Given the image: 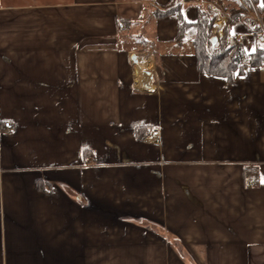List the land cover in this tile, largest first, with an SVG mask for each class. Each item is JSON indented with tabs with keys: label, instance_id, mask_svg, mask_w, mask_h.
<instances>
[{
	"label": "crops",
	"instance_id": "1",
	"mask_svg": "<svg viewBox=\"0 0 264 264\" xmlns=\"http://www.w3.org/2000/svg\"><path fill=\"white\" fill-rule=\"evenodd\" d=\"M168 3L0 0V264H264V66L200 72Z\"/></svg>",
	"mask_w": 264,
	"mask_h": 264
},
{
	"label": "trees",
	"instance_id": "2",
	"mask_svg": "<svg viewBox=\"0 0 264 264\" xmlns=\"http://www.w3.org/2000/svg\"><path fill=\"white\" fill-rule=\"evenodd\" d=\"M179 0H169L168 5L163 9H155L153 14L158 18L175 15L177 18V35L175 41L181 43L183 40H190L194 47V55L197 60L198 70L203 73L226 77L227 81H233L235 74L247 66H264V50L256 47L249 54H244L242 46L236 43L230 36L234 24L241 22V13L244 10L242 4L236 7L224 9L226 20L223 26V34L214 45L211 43L214 23L217 15L211 10L212 0H198L196 5L197 19L195 22H187L184 17V10ZM256 4V0H252ZM246 4L250 0H243ZM141 129L137 133H139Z\"/></svg>",
	"mask_w": 264,
	"mask_h": 264
},
{
	"label": "built area",
	"instance_id": "3",
	"mask_svg": "<svg viewBox=\"0 0 264 264\" xmlns=\"http://www.w3.org/2000/svg\"><path fill=\"white\" fill-rule=\"evenodd\" d=\"M240 4H242L244 7L243 12L241 13V22L240 23H242L245 26L247 32L252 35L256 47L264 50V21H263V18L261 16V13L259 12L257 5L252 0H250L249 4H246L243 1H240ZM220 5H222V4L220 3ZM220 5H219V3H218V5L210 3L211 10H213V12L217 15V20L215 23H217L218 20L221 19V8L218 7ZM215 26H216V24L214 25L213 30H214ZM118 28L120 30H123V29H125V25L123 23H119ZM234 39H235L237 44H239L240 46H243L244 42H243V39L241 36L236 35ZM13 128H14L13 123H11L9 121H5L3 123V129L6 131H10ZM152 134L158 135L157 130L152 129V130L146 132L144 135H142L141 138L144 141H151L153 139ZM86 160L88 161L89 158H87ZM251 179H252V181L255 182L257 180V176L253 175V176H251Z\"/></svg>",
	"mask_w": 264,
	"mask_h": 264
},
{
	"label": "rangeland",
	"instance_id": "4",
	"mask_svg": "<svg viewBox=\"0 0 264 264\" xmlns=\"http://www.w3.org/2000/svg\"><path fill=\"white\" fill-rule=\"evenodd\" d=\"M219 1H221L220 3H222L224 5L222 6L219 3L220 6H218V7L221 8V11L225 12L224 9H228V8H231V7H236L237 4L240 5V1H243V0H219ZM229 1H235V4L234 3H230ZM221 15H223V14L221 13ZM215 24H216V26H215L214 30H215V32H219L220 29H221V26L223 24L222 19L218 20V22L215 23Z\"/></svg>",
	"mask_w": 264,
	"mask_h": 264
},
{
	"label": "water",
	"instance_id": "5",
	"mask_svg": "<svg viewBox=\"0 0 264 264\" xmlns=\"http://www.w3.org/2000/svg\"><path fill=\"white\" fill-rule=\"evenodd\" d=\"M218 40L217 36L214 34L211 38V43L212 45H214L216 43V41ZM133 55H131V59L132 61L135 63L137 62V58H136V55L134 53H132Z\"/></svg>",
	"mask_w": 264,
	"mask_h": 264
},
{
	"label": "snow or ice",
	"instance_id": "6",
	"mask_svg": "<svg viewBox=\"0 0 264 264\" xmlns=\"http://www.w3.org/2000/svg\"><path fill=\"white\" fill-rule=\"evenodd\" d=\"M262 183H264V181H261Z\"/></svg>",
	"mask_w": 264,
	"mask_h": 264
}]
</instances>
